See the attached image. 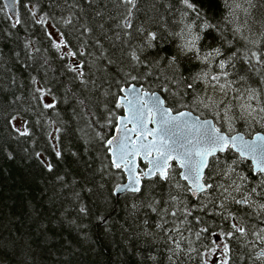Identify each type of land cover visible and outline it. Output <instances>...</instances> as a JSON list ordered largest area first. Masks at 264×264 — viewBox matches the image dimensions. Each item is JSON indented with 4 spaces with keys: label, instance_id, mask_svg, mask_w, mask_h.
Returning a JSON list of instances; mask_svg holds the SVG:
<instances>
[{
    "label": "snow or ice",
    "instance_id": "snow-or-ice-1",
    "mask_svg": "<svg viewBox=\"0 0 264 264\" xmlns=\"http://www.w3.org/2000/svg\"><path fill=\"white\" fill-rule=\"evenodd\" d=\"M84 2L91 7L96 0H84ZM178 2L183 6L181 14L187 16L189 13H194L203 30V36L197 34L190 41L185 40L181 45L182 50L194 53L197 59L205 62L216 60L219 70L204 72L202 77L198 74L191 78L192 82L187 79L180 81L175 75L169 78L156 74V70L162 67L161 60L169 65H175L176 57L173 56L171 60L162 57L163 49L155 52L154 55L147 52L149 48H158V44L153 42L162 40L163 37L158 36L156 32L147 31L143 26L135 27L133 16L134 12L139 10L138 0H109L104 8L95 12V17L102 21L109 8L117 10L118 17L109 15L110 19H119V23L116 24L118 31L114 36H109L110 28H106L105 23L98 24L101 34L99 36L95 35L90 23L81 22L74 25V21L83 14L79 0H71V3L69 0H64V8H76L79 13L69 12L58 21L41 9L40 0L25 4L24 7L35 24L45 29L52 48L59 53L60 59L71 58L72 62L62 67L68 73L74 74L72 82L79 80L85 89L91 84V90L97 94L103 90L105 80L97 81L91 77L86 79L85 62L83 60L75 62L78 57L86 54L85 49L90 44H94L100 50L96 59L106 60V67L112 71V76L109 77V89L112 84L119 85L122 76L125 81L147 82L149 87L154 80L161 93H170V85L176 84L184 88V92L179 93L182 98L186 95L192 99V93L199 88L195 80L204 79L205 89L208 87L213 91L219 89L225 97L230 91L236 94L228 100H217L212 96H199L197 92L199 97L195 101L197 107L202 106L209 112L214 111L219 126L212 119H201L199 116L194 118L191 111H178L173 107H166L167 98L157 94L156 91L145 90L143 84L140 87L135 84L128 87L121 86L117 92L111 90L103 92L106 98L103 110L97 104L96 111H93L84 100H79L84 110L80 118H86V126L95 131V139L107 151L108 155L105 158H110V162L104 168L127 174V182L117 184L114 189L109 190L110 195L119 198V194L130 192L134 200H141L140 205L134 202L131 205L132 209L146 208L160 218L159 223L151 225L146 217L144 224L159 229L166 238L170 253L168 260L171 264H183L185 259L191 261L193 254L200 264H208L213 257H215L213 264H264V136L256 135L253 139L246 140L239 133L231 134L235 132L234 123L237 119L264 125V86L257 88L248 83L251 80L252 84L264 85V51L261 50L264 48V33L258 39L250 38L242 31L247 26L246 20L245 24L230 29L232 32L230 39L225 35V31L221 30L218 18L214 22V17L210 16L208 11H203L204 0H178ZM224 3L229 24L236 18L238 12H242L249 20L254 14L257 18L264 19V0H224ZM207 4L209 11L213 7H220L218 0H207ZM53 6H59V0H50L49 7ZM121 6L123 11H120ZM10 20L12 28L24 22L19 14L11 17ZM50 20L53 21L52 27H57L58 24L73 25V33L76 35L79 47L74 50L66 33L60 31L58 27L57 40L47 30ZM129 29H135V32L145 37L142 45L132 44L134 36L128 31ZM217 32L220 33L219 36L216 35ZM181 35L183 37V33ZM209 37L213 41H219L221 47H215L201 57L196 53V43ZM104 39L112 41V51L105 49ZM116 41H119L118 45ZM234 42L244 47L243 55L239 54L238 48H234ZM225 45L227 47L222 51ZM248 45H252L253 48H249ZM23 47L26 56L21 63L27 65L28 60L35 62L40 49L34 47V41L26 40ZM15 55L19 60L20 52H16ZM44 64L47 66V59L44 60ZM208 66L209 64L205 63V67ZM254 76L258 79H253ZM31 81L33 85H40L33 89L34 93L39 94V98L52 95V88L42 86L35 76L31 77ZM241 85L247 86L241 88ZM109 96L114 99L107 100ZM110 104H114L115 109H122L123 115H117L109 107ZM55 106V99L53 103L43 104L45 109ZM237 108L240 112L239 117L235 116ZM17 119L18 116H12L7 123L20 136H28L27 127L21 131L15 126L14 122ZM24 123L26 124L27 121ZM150 124L153 127H149ZM225 124H227V132L222 130ZM109 126L114 129V134L106 136L102 129ZM60 131L61 129H56V132ZM53 138L57 140L53 150L59 161L63 159L60 140L58 136ZM229 153L232 155H228ZM35 155L44 170L55 174L56 181L64 187L71 186L66 177L72 173L59 174L56 164L44 159L39 152ZM71 155L76 158L74 162L84 163L85 172H92L90 178L81 175L85 183L89 180L94 182L97 179L96 172L93 171L94 165L84 161L79 153L73 152ZM8 158L12 159L11 153L8 154ZM246 160L252 163L251 176L239 170L240 165ZM138 161L145 162L147 167L141 168ZM104 168L99 170L100 184L94 185L100 189L104 188ZM181 181L186 183L182 184ZM157 182L169 186L167 199L164 198L163 193L160 194L159 199L153 195L151 190L157 186ZM173 188L182 191L173 193L171 191ZM88 191L93 192L94 189L90 188ZM187 198L195 202L186 203ZM77 199H79L78 194ZM79 212L84 215L90 214V210L83 205L79 208ZM204 217L214 218L212 223L216 227L206 224ZM217 220L220 223L217 224ZM98 221L104 225L108 224L106 216H99ZM209 238H211L210 242ZM142 259L156 264L157 256L150 254Z\"/></svg>",
    "mask_w": 264,
    "mask_h": 264
},
{
    "label": "trees",
    "instance_id": "trees-1",
    "mask_svg": "<svg viewBox=\"0 0 264 264\" xmlns=\"http://www.w3.org/2000/svg\"><path fill=\"white\" fill-rule=\"evenodd\" d=\"M35 2L36 0L17 1V14L24 22L12 28L11 15L0 0V264H153L152 261L142 259L150 254L157 256L156 264H171L168 260L170 253L167 252L169 245L166 238L159 229L144 224L146 217L151 225L159 223L160 218L146 208L132 209L131 205L134 202L140 205L141 200H134L130 192L119 195V198L110 195L109 190L122 183L125 177L122 171L104 168L109 164L110 158H105L108 155L107 151L95 139V131L86 126V118H80L84 110L79 100H84L93 111H96L97 104L103 110L106 99L103 92L109 90L117 92L119 87L131 83L140 86L143 84L144 89L158 91L162 97H166V104L169 107L176 110L188 109L204 118L210 115L195 103L199 98L197 92L199 96L202 95L200 88L193 92L195 97L188 99L186 95L181 97L179 93L184 92V88L176 84L170 85V93H161L154 80L149 87L147 82L125 81L121 76V83L112 84L109 89V77L112 76V71L106 67V60L96 59L100 50L94 44H90L85 49L86 54L78 57L75 62L78 63L80 60L85 62L86 79L89 77L97 81L104 79L103 90L97 94L91 90V84L85 89L79 80L73 83L74 74L68 73L62 67L72 62L71 58L60 59L59 53L52 48L45 29L35 24L24 7L25 4ZM218 2L220 7H213L209 11L207 0H204L203 11H208L209 15L214 17V22L218 18L221 30L225 31L228 38H232L230 29L245 24L246 20L247 26L242 31L250 38L258 39L264 33V19L257 18L255 14L249 20L242 12H238L236 18L229 24L224 0ZM49 3L50 0H40L41 9L50 13L57 21L67 16L69 12L79 13L76 8H64V0H59V6L49 7ZM108 3L109 0H96V3L89 7L84 0H79L83 14L74 21V25L81 22L90 23L95 35L99 36L101 34L98 24L105 23L106 28H110L109 36H114L118 31L116 24L119 23V19H110L109 15L118 17L117 10L109 8L102 21L95 17V12ZM138 3L139 10L135 11L133 16L135 27L143 26L147 31L156 32L158 36L163 37L162 40L153 42L158 44V48H149L147 52L154 55L155 52L163 49L162 57H167L168 60L173 56L176 57L175 65H169L161 60L162 67L156 70L157 75L169 78L175 75L180 81L187 79L192 82L191 78L202 73L205 63L214 62L217 66L216 60L205 62L197 59L194 53L185 52L180 47L179 39L183 40L184 36L181 35L182 38L178 36L182 31L178 25V15L181 14L183 6L178 0H138ZM120 11H123V6ZM184 17L191 28V36L197 34L203 36L202 24L195 19V14L189 13ZM50 21L53 23L52 20ZM57 27L66 33L74 50L79 47L76 35L73 33V25L58 24ZM128 31L133 33L134 46L144 43L145 37L135 32V29ZM216 35L219 36L220 33L217 32ZM26 40L34 41V47L40 49L35 62L28 60L27 65L21 63L26 56L23 47ZM103 44L105 49L113 50L111 40L104 39ZM116 44L118 45L119 41H116ZM215 47H221L219 41H213L210 37L207 40L201 39L196 43V53L202 57ZM226 47L227 45L221 50L224 51ZM248 47L253 48L252 45ZM234 48H238L239 54L243 55L245 49L241 44L234 42ZM261 50L264 51V48ZM16 52L21 54L19 60L15 55ZM45 59L48 61L47 66L44 64ZM33 76L42 86L51 87L52 95L39 98V94L34 93L33 89L40 85L32 84ZM253 79L258 78L254 76ZM195 83L198 85L197 80ZM248 83L257 88L264 86L252 84L251 80ZM246 86L241 85V88ZM69 89L73 91L69 92ZM54 99L56 104L54 108L43 107L44 103H53ZM113 99L114 97H107L109 101ZM109 107L117 115L123 113L122 109H115L114 104H110ZM12 116L27 121L25 127L28 128V136H20L12 130L7 123ZM246 122L249 121H238L237 131H242L245 135L259 130L264 132V127L259 123L252 129L242 127L247 124ZM58 128L61 129L60 132H56ZM97 129H99L98 125ZM102 131L106 136H111L114 129L109 126ZM56 136L59 137L63 152V159L59 161L53 150V145L57 143L53 137ZM37 152L41 153L44 159L56 164L59 174L72 173L66 177L70 187H64L56 181L55 174L44 170L36 159ZM73 152L79 153L84 161L94 165L93 171L97 175L94 182L89 180L85 183L81 178V175L90 178L92 172H85L83 162H74L76 158L71 155ZM9 153L12 154V159L8 158ZM140 165L141 168L145 167V163ZM101 168L105 171L103 189L94 186L100 184ZM240 169L243 174L251 176L252 170L248 161H244ZM181 183L185 182L181 181ZM90 188L94 191H88ZM151 191L157 199L161 193L167 199L169 186L157 182V186ZM171 191L176 193L182 190L173 188ZM147 194L146 189L145 195ZM193 202L195 201L190 198L186 199V203ZM82 205L90 210L89 215L79 212ZM99 216H106L108 224L99 223ZM204 219L206 224L216 227L212 223L214 218L204 217ZM210 240L211 238L209 242ZM183 264H200V262L193 254V259L191 261L185 259Z\"/></svg>",
    "mask_w": 264,
    "mask_h": 264
},
{
    "label": "rangeland",
    "instance_id": "rangeland-1",
    "mask_svg": "<svg viewBox=\"0 0 264 264\" xmlns=\"http://www.w3.org/2000/svg\"><path fill=\"white\" fill-rule=\"evenodd\" d=\"M178 22H179L178 25H180V27L182 29V31H180L178 33L179 38H182L181 37V34L184 33L183 34V36H184L183 40L179 39V43H180V47H181V45L185 43V40L190 41L193 38V36H191L192 31H191V28L189 27L188 22L186 20V17H184V15H182V14L179 13V15H178ZM52 24L53 23L51 21L48 22L47 30L50 31L53 34V36L58 40L59 39V33H58V31H57V29L55 27H52ZM202 69H203L202 73L199 74L201 77L203 76V73L206 72V71L207 72H218L219 71L218 68H217V66H216V63H214V62L209 63V66L208 67H205V65H204V67ZM216 70H218V71H216ZM197 82H198V85H199V83L201 85L199 87L200 88V93L202 94L201 96H212V97H214L217 100H221V99L228 100V99H231L234 95H236L235 93H233V92L230 91L228 93V96L225 97L224 94H223V92L220 91L219 89L217 91H213L211 89V87H208L207 89H205V80L204 79H198ZM192 97H195V96H193V93H192ZM199 108L203 109L202 106L199 107ZM205 113H207L208 115H210L208 117L215 118L219 122L218 118L215 117V112L214 111L209 112V111L206 110ZM222 114H223V110L221 109V115ZM239 115H240V112H239V109L237 108L235 110V116L236 117H239ZM240 120H242V119H237L236 122L234 123L235 130H237V127H236L237 125L236 124ZM14 123H15V126L17 128H20L21 131L24 130L25 123H24V120L22 118H19L18 117L17 121H15ZM246 123L247 124L245 126H242V127L252 129L253 127H255L254 126L255 124H258V122L257 123H252L251 121L246 122ZM259 125H261V126L264 127V125H262L260 123H259ZM224 127L227 128V124H225ZM239 170H241V169H239ZM167 252H168V250H167ZM214 260H215V257H213L212 259H210L208 263L209 264H213L212 262H214Z\"/></svg>",
    "mask_w": 264,
    "mask_h": 264
},
{
    "label": "water",
    "instance_id": "water-1",
    "mask_svg": "<svg viewBox=\"0 0 264 264\" xmlns=\"http://www.w3.org/2000/svg\"><path fill=\"white\" fill-rule=\"evenodd\" d=\"M3 1V3H4V5H5V7H6V9H7V11H8V13L11 15V17H13V16H15V15H17V1L18 0H2ZM130 85H132V84H129V85H124L123 87H128V86H130ZM136 85V84H135ZM137 87H140L139 85H136ZM147 91H149V90H147ZM157 92V94H159V95H161L158 91H156ZM120 95H123V94H120ZM166 106V105H165ZM166 107H168V106H166ZM181 111H185V112H188V110H181ZM192 113V112H191ZM173 114H175V112L173 113ZM122 115H123V113H122ZM192 116L195 118V117H197V115H195V114H193L192 113ZM201 119H205V118H201ZM206 119H211V118H206ZM213 120V119H212ZM149 127H153V125H149ZM236 133H239L240 135H243L244 136V138L246 139V140H251V139H253L256 135H262V136H264V134L262 133V132H260V131H258V132H256V133H254V134H252L251 136H245V134L243 133V132H236ZM236 133H234V134H236ZM113 134H114V131H113ZM112 134V135H113ZM250 163H251V161L250 160H248ZM139 162V161H138ZM141 162H143V161H141ZM251 165H252V163H251ZM124 173V176H125V181L124 182H122V183H120V184H123V183H126L127 182V174L125 173V172H123ZM121 194H123V193H121ZM121 194H119V195H121Z\"/></svg>",
    "mask_w": 264,
    "mask_h": 264
},
{
    "label": "flooded vegetation",
    "instance_id": "flooded-vegetation-1",
    "mask_svg": "<svg viewBox=\"0 0 264 264\" xmlns=\"http://www.w3.org/2000/svg\"><path fill=\"white\" fill-rule=\"evenodd\" d=\"M217 125L219 126V122L217 121ZM223 130H227L228 131V129L227 128H225V127H223Z\"/></svg>",
    "mask_w": 264,
    "mask_h": 264
}]
</instances>
